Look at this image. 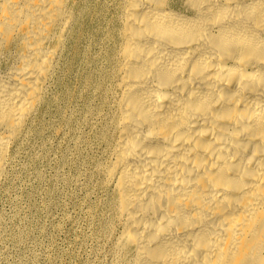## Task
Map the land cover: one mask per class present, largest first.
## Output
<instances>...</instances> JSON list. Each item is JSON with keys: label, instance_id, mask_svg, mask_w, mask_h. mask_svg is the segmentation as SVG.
<instances>
[{"label": "bare ground", "instance_id": "6f19581e", "mask_svg": "<svg viewBox=\"0 0 264 264\" xmlns=\"http://www.w3.org/2000/svg\"><path fill=\"white\" fill-rule=\"evenodd\" d=\"M78 113L100 263L264 264V0H0V188Z\"/></svg>", "mask_w": 264, "mask_h": 264}, {"label": "rangeland", "instance_id": "374dc122", "mask_svg": "<svg viewBox=\"0 0 264 264\" xmlns=\"http://www.w3.org/2000/svg\"><path fill=\"white\" fill-rule=\"evenodd\" d=\"M76 119L80 126L46 132L47 143L31 141L0 188V264H102L104 242L95 221L107 217L109 208L94 161L103 147L97 128L83 114Z\"/></svg>", "mask_w": 264, "mask_h": 264}]
</instances>
